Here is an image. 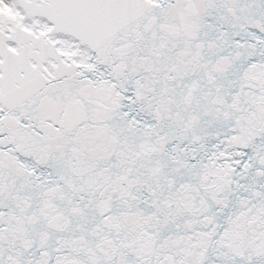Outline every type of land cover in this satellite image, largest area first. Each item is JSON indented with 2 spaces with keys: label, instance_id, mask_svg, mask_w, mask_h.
<instances>
[{
  "label": "snow or ice",
  "instance_id": "obj_1",
  "mask_svg": "<svg viewBox=\"0 0 264 264\" xmlns=\"http://www.w3.org/2000/svg\"><path fill=\"white\" fill-rule=\"evenodd\" d=\"M0 264H264V0H0Z\"/></svg>",
  "mask_w": 264,
  "mask_h": 264
}]
</instances>
